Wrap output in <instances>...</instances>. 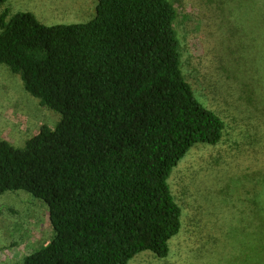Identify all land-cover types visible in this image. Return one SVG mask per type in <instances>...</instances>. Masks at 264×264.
Masks as SVG:
<instances>
[{"label":"trees","instance_id":"obj_1","mask_svg":"<svg viewBox=\"0 0 264 264\" xmlns=\"http://www.w3.org/2000/svg\"><path fill=\"white\" fill-rule=\"evenodd\" d=\"M175 21L169 0H97L95 18L76 25L1 14L0 65L62 116L23 149L0 141V196L42 200L55 231L25 264L168 257L182 215L169 178L225 129L183 75Z\"/></svg>","mask_w":264,"mask_h":264},{"label":"rangeland","instance_id":"obj_2","mask_svg":"<svg viewBox=\"0 0 264 264\" xmlns=\"http://www.w3.org/2000/svg\"><path fill=\"white\" fill-rule=\"evenodd\" d=\"M181 69L197 100L225 124L216 145L189 151L169 178L181 230L169 255L129 264H264V0H169ZM33 13L47 26L85 24L97 0H8L0 16ZM62 116L0 65V141L23 149ZM48 205L23 191L0 196V264H25L50 244Z\"/></svg>","mask_w":264,"mask_h":264}]
</instances>
